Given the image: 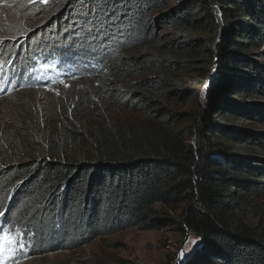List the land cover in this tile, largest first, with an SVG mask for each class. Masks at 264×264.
Wrapping results in <instances>:
<instances>
[{"label":"trees","instance_id":"16d2710c","mask_svg":"<svg viewBox=\"0 0 264 264\" xmlns=\"http://www.w3.org/2000/svg\"><path fill=\"white\" fill-rule=\"evenodd\" d=\"M106 7L85 17L80 0H0L22 21L0 31L1 99L89 81L131 114H92L79 89L68 115L0 128V236L14 239L0 246L73 264L48 256L175 226L198 240L185 264H264V0ZM210 72L193 111L170 109Z\"/></svg>","mask_w":264,"mask_h":264},{"label":"rangeland","instance_id":"374dc122","mask_svg":"<svg viewBox=\"0 0 264 264\" xmlns=\"http://www.w3.org/2000/svg\"><path fill=\"white\" fill-rule=\"evenodd\" d=\"M11 22L17 25L21 24L22 21L9 8L8 10L0 9V31H3V28L9 26ZM36 24H31L29 28ZM197 37L205 40L202 35ZM170 39L171 30L169 29H161L157 34L158 42L165 43ZM201 67L204 68V66H198V68ZM212 76L213 74L210 72L207 81L197 82L192 87L189 86V80L191 82L198 81L192 78L193 75L179 77V83L191 88V97L187 102H172L170 109L178 114L193 111L202 99L204 89L211 83ZM106 83L113 84V82ZM95 86L94 83L91 85L89 81L78 84H61L54 89L20 90L22 91L21 94H17L15 97L12 95L8 98H0V128L9 127L12 123L26 125L33 117L40 118L42 116V119H45L47 116L50 118L51 115L54 117L68 115L79 89L86 92L90 97L92 114L97 112L113 119L131 118L130 113L119 110L118 107L107 102L99 94V90L95 89ZM86 110L84 107L81 108V111ZM55 119H52L51 129L52 127L59 128ZM197 244L198 240L194 236L189 233H181L175 226H168L160 230L130 228L109 236L98 237L91 243L70 253L63 252L50 255L48 259L55 261L75 259L73 264H185ZM18 251V247L14 250L8 248L5 251L0 247V264H37L44 260L32 259L28 256L24 259V252H22L23 256L20 257L18 254L14 258V254ZM12 253L14 254L12 255Z\"/></svg>","mask_w":264,"mask_h":264},{"label":"snow or ice","instance_id":"6c2138e0","mask_svg":"<svg viewBox=\"0 0 264 264\" xmlns=\"http://www.w3.org/2000/svg\"><path fill=\"white\" fill-rule=\"evenodd\" d=\"M30 3H33L34 0H29ZM107 0H80V15L88 16L93 14L96 16L104 15L107 11ZM85 9H87L85 11ZM21 34H24L23 32ZM2 47H0V56H3ZM14 243V239L7 233L3 236H0V244H6L11 246Z\"/></svg>","mask_w":264,"mask_h":264}]
</instances>
